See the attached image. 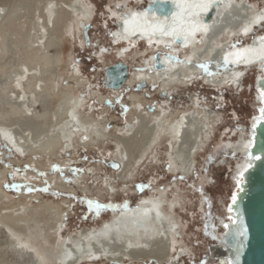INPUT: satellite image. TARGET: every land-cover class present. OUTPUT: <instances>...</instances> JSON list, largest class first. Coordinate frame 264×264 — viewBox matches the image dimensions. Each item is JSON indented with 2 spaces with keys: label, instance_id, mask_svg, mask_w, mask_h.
Returning <instances> with one entry per match:
<instances>
[{
  "label": "bare ground",
  "instance_id": "6f19581e",
  "mask_svg": "<svg viewBox=\"0 0 264 264\" xmlns=\"http://www.w3.org/2000/svg\"><path fill=\"white\" fill-rule=\"evenodd\" d=\"M23 1L27 5L18 8L10 4L11 0H0V145L6 142L12 154L41 157L70 150L74 147L73 140L88 147L96 139L111 138L114 142L111 161L118 166L112 168L116 180L111 173L100 176L101 187L96 190L108 199H113L117 192H137L129 184L144 160H157L162 144L172 173L186 178L193 173L195 156L209 140L211 121L215 120L209 116L210 110L199 108V99L194 93L184 97L190 101L186 109L169 110L168 100H172L174 91L202 80L216 92L228 85L240 92L250 72L253 73L254 106L255 99L261 97V89L255 81L264 77L260 72L264 60H258L264 55L261 48L264 0H169L175 4V13L183 10L178 19H174L175 14L159 16L146 10L145 5L134 7L126 0H116L109 16L116 19L118 26L111 30L110 39L116 46V57L123 60L128 74L120 88L108 89L118 93L122 88L130 89L132 84H143L138 91L148 92L151 87L165 101L164 106L145 110L139 96L131 92L130 103L135 109L130 125H121L116 129L120 133L111 135L107 132V118L102 121L81 112L86 98L72 93L74 86L77 89L85 86L87 79L80 76L76 68V75L71 73L67 77L68 85L63 81L59 88L56 73L59 60L58 52H54L53 35L58 21L66 16L63 25L67 33L80 32L86 23H92L93 6L84 0ZM210 6L214 7V14L211 20L204 21L199 13L204 14ZM21 8L30 11L21 13ZM176 36L182 40L180 45L174 41ZM138 42H144L146 47L141 53H133ZM156 51L162 68L154 66ZM237 51L244 52L240 62H236ZM168 53L178 59L170 60ZM225 55L229 56L227 66ZM142 56L144 65L139 67L133 68L127 61V58L137 61V57ZM204 64L207 68L200 66ZM91 94L95 98V91ZM51 95L56 99L54 109L50 107ZM221 96L215 95V100H222ZM103 97L100 95L98 100ZM248 125L237 126L236 139L220 146V152L225 151L234 159L230 180L233 187L246 162L244 150L250 144ZM52 182L53 188L59 191H67L71 183L74 186L79 183L76 180L58 182L57 178ZM78 187L86 193L85 186L79 184ZM73 190L77 191L75 187ZM166 190L154 189L138 197L133 204L111 211L97 225L66 235L61 234L65 210L58 203L44 199L33 205L35 208L27 204H20L15 210L0 207V264H97L100 261L105 264H176L179 258L188 255L189 247L182 239L183 225L175 213L176 206L181 204L179 198L176 194L167 198ZM6 196L1 195L0 190V199ZM205 203L206 198L199 200L202 210ZM226 206L224 215L217 216L218 222L229 216ZM172 251L176 255L171 257ZM216 252L223 264L220 245Z\"/></svg>",
  "mask_w": 264,
  "mask_h": 264
},
{
  "label": "rangeland",
  "instance_id": "374dc122",
  "mask_svg": "<svg viewBox=\"0 0 264 264\" xmlns=\"http://www.w3.org/2000/svg\"><path fill=\"white\" fill-rule=\"evenodd\" d=\"M84 1L91 4L94 9L92 23L89 22L90 27L85 29L83 26L80 32L75 30L69 35L63 25L65 16L58 21L53 35L56 46L54 52H58L59 60L56 68L59 78L58 87H61L63 81L65 85H68L67 77L71 73L75 74L74 70L77 68L78 74L88 81L85 86H80L78 89L74 86L75 89L73 88L72 91L74 95L86 98L81 112L102 121L107 118V132L111 135L119 134L120 132L116 129L129 123L135 109L130 103L131 92H134L137 98L139 96L142 108L145 110L164 106L165 99L161 94L153 92L151 87L148 92L138 91L132 84L128 90L122 88L123 90L118 93H111L110 89L103 86L104 69L119 60L123 61L116 57L114 53L116 46L110 39L111 30H115L118 26L116 19L109 16L111 9L116 6V0ZM126 1L134 7L140 5L146 7L149 0ZM10 4L19 8L27 5V2L11 0ZM20 11L23 13L30 9L21 8ZM145 47L144 42H138L133 48V53H141ZM137 58V61L127 58L133 68L139 67L140 64L144 65L143 56ZM13 63L15 59L11 60L10 64ZM248 73L249 76L244 79V89L240 92L236 91L235 86L228 85L223 86L220 94L204 84L202 80H197L186 88L174 91L172 100H168L169 110L186 109L190 101L189 98L184 97L194 93L199 99V108L203 106L210 110L212 114L209 116L215 120L211 121L210 138L204 143L203 150L195 156L196 168L188 178L172 173L167 167L163 152L164 144H162V148L157 151V160L152 158L144 160L132 183L129 184L131 188H136L137 192L134 194L117 192L113 199H108V196L100 195L96 190L101 187L100 176L111 173L112 179L116 180L108 164L112 160L114 151V142L111 138L96 139L88 147L81 146L73 140L74 147L70 150H60L54 156L41 157L12 154L0 145V190L1 195H7L6 198L0 199V207L15 210L20 208V204H27L28 207L35 208L34 206L42 203L44 199L58 203L62 210H65L61 220V234L66 235L82 227L97 225L101 219L107 218L111 211L133 204L138 197L147 195L154 189H167L166 197L171 198L173 194H176L181 203L180 206L179 204L176 206L175 213L178 221L183 225L182 239L189 247L188 255L179 258L176 264H219L220 258L214 257L218 244L214 238H211L210 233L218 236L221 232L218 228L217 216L224 215V206L233 188L230 177L234 166V159L225 151L220 152V146L226 145V141L235 140L237 135L234 131L237 130V126L247 125L250 123L248 121L251 116L255 114L252 110L254 106L251 89L253 73ZM94 91L95 98L91 96ZM100 95L104 96L103 101L98 100ZM215 95H222V100L216 101ZM51 97L50 107L54 109L56 99L52 95ZM108 100L110 105H106ZM76 175L80 176L77 178ZM56 178L58 182L63 183L76 180L79 182L76 185L80 184L83 188L85 186L86 193L72 183L71 187L66 189L67 191L53 188L52 181ZM74 187L77 191L73 190ZM35 198L38 200L35 201ZM201 198H206L203 210L199 206ZM97 203L100 205L99 208L96 206ZM204 228H206L205 231H203ZM174 255L176 253L173 254L172 251L171 257ZM97 264L105 263L100 261Z\"/></svg>",
  "mask_w": 264,
  "mask_h": 264
},
{
  "label": "water",
  "instance_id": "95a60500",
  "mask_svg": "<svg viewBox=\"0 0 264 264\" xmlns=\"http://www.w3.org/2000/svg\"><path fill=\"white\" fill-rule=\"evenodd\" d=\"M174 7L175 4L169 0H151L147 2L146 10L155 12L159 16L169 17L172 16ZM182 11L180 9L177 13L174 12L177 17L174 19H178ZM199 14L204 21H209L214 14V7L211 6L204 14L201 12ZM84 27L87 29L90 24L87 23ZM262 29L264 30V25ZM261 38L264 40V34L261 35ZM174 41L180 45L182 40L176 36ZM261 48L264 52V44ZM169 56L173 58L172 60L178 59L172 54ZM153 57L155 59L154 66L162 68L163 63L159 52L156 51ZM262 59L264 60V55L258 58V60ZM261 64L260 72L264 74V61ZM127 74V66L121 61H117L104 69L102 84L105 88L118 89L124 83ZM255 83L258 84L261 92L264 91V77L263 79L258 78ZM142 86L143 84H136L135 89H140ZM106 103L110 105L108 102ZM255 103L257 104L252 106L255 114L251 116L248 125L250 144L244 150L245 166L239 171L238 181L228 197L226 207L229 216L218 223V228L221 230L218 236L210 233L211 238H214L223 249V264H227L228 260H232L233 264H264V113L261 112L264 102L260 97L259 100L255 99ZM129 125L130 123H125L123 126ZM2 148L11 151L6 142L2 144ZM108 164L113 169L117 167L116 162L109 161ZM230 180H232L231 177ZM234 194L236 195L235 203L232 199ZM241 229L246 230L243 236L239 235ZM216 253L214 257L220 258ZM237 257H239L238 262Z\"/></svg>",
  "mask_w": 264,
  "mask_h": 264
},
{
  "label": "snow or ice",
  "instance_id": "6c2138e0",
  "mask_svg": "<svg viewBox=\"0 0 264 264\" xmlns=\"http://www.w3.org/2000/svg\"><path fill=\"white\" fill-rule=\"evenodd\" d=\"M161 31H163V29L161 28ZM245 31H247V29H245ZM165 34H168V33H166L165 32ZM189 34H192V33H189ZM187 39V38H186ZM235 47V46H234ZM246 51V50H245ZM244 56V52H241V51H237L236 53H235V57H236V62H240V60H241V58ZM169 59L170 60H172L173 58L172 57H169ZM228 63H229V56L228 55H225V57H224V64H225V66H227L228 65ZM201 67H204V68H207V65L206 64H204V65H200ZM261 100H262V102H264V91H262L261 92ZM261 112L262 113H264V108H262L261 109ZM257 158H259V157H257ZM118 167V166H117ZM241 175H243V174H241ZM141 188L143 187L142 185L140 186ZM29 191H32V189H28ZM233 202L235 203V201H236V195L234 194L233 195ZM90 204L92 203L91 201L89 202ZM97 208H99L100 207V205L97 203ZM233 223H236V221H233ZM241 223H242V221H241ZM225 227H228L227 225H225ZM245 231L246 230H244V229H241V231L239 232V235L240 236H243L244 235V233H245ZM238 259H239V257H237V262H238ZM227 264H233V261L232 260H228L227 261Z\"/></svg>",
  "mask_w": 264,
  "mask_h": 264
},
{
  "label": "clouds",
  "instance_id": "9594fccd",
  "mask_svg": "<svg viewBox=\"0 0 264 264\" xmlns=\"http://www.w3.org/2000/svg\"><path fill=\"white\" fill-rule=\"evenodd\" d=\"M211 7V6H210ZM174 9H175V7H174ZM174 14V10L172 11V15ZM241 36V35H240Z\"/></svg>",
  "mask_w": 264,
  "mask_h": 264
}]
</instances>
